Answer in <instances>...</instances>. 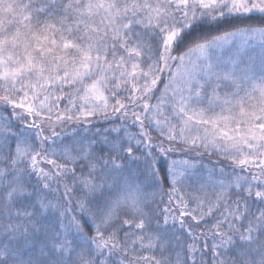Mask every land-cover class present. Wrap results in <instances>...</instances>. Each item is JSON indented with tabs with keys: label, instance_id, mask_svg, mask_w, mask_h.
I'll use <instances>...</instances> for the list:
<instances>
[{
	"label": "snow or ice",
	"instance_id": "obj_1",
	"mask_svg": "<svg viewBox=\"0 0 264 264\" xmlns=\"http://www.w3.org/2000/svg\"><path fill=\"white\" fill-rule=\"evenodd\" d=\"M0 264H264V0H0Z\"/></svg>",
	"mask_w": 264,
	"mask_h": 264
},
{
	"label": "trees",
	"instance_id": "obj_2",
	"mask_svg": "<svg viewBox=\"0 0 264 264\" xmlns=\"http://www.w3.org/2000/svg\"><path fill=\"white\" fill-rule=\"evenodd\" d=\"M205 162H206V161H205ZM162 163H166V162L162 161Z\"/></svg>",
	"mask_w": 264,
	"mask_h": 264
}]
</instances>
